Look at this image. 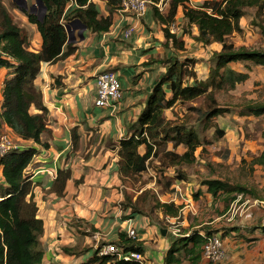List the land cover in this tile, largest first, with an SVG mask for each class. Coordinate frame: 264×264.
<instances>
[{
  "label": "crops",
  "instance_id": "obj_1",
  "mask_svg": "<svg viewBox=\"0 0 264 264\" xmlns=\"http://www.w3.org/2000/svg\"><path fill=\"white\" fill-rule=\"evenodd\" d=\"M89 1L96 5L100 16L110 14L107 0ZM204 1L186 0L178 3L173 19L182 25L186 21L183 5L195 7ZM171 2L164 0L163 9L158 11L165 14ZM15 4L22 12L25 10ZM33 4L35 0H27L28 7ZM153 6L143 15L121 9L113 11L112 24L107 31H92L86 26L83 28L84 23L78 18L65 21V27L68 26L70 30V41H67L76 47L75 51L55 62H43L35 79V85L42 91L43 102L48 108V131L41 134V140L47 146L22 139L6 124L0 127V133L8 132L24 147L35 146L38 150L26 174L34 182L33 197L38 206L37 215L43 221V233L39 237L44 252L43 264H92L91 258L102 245L108 242L117 244L120 234H127L130 228L136 230L137 240L144 248L145 264H166L171 238L175 235L161 222L174 223L179 219L182 221L180 236H187L193 231L205 235L209 230H215L208 225L220 227L214 224L217 219L231 221L224 212L214 220L193 222L196 217H187L188 211L196 215L191 195L193 192L184 186L187 182L184 176L174 179L168 188L158 186L157 181L153 182L154 187H150L152 182L143 183L139 177L146 176L148 166L143 172L131 173L119 154L120 140L132 134L131 124L137 121L147 106L154 86L166 73L167 68L162 61L175 55L171 42L165 45L164 24L154 15ZM74 8L76 6L68 2L66 12ZM19 18V23L28 35L29 49L38 51L41 37L36 25L28 22L25 14ZM131 26L132 34L125 37V29ZM191 26L195 37L198 28L195 24ZM190 37L189 33L183 35L185 44ZM103 70L116 72L122 84L123 97L114 110L95 105V78ZM8 72L7 68L0 67V109ZM188 82L193 83L194 80ZM164 87L167 95L171 94L169 85L165 84ZM31 112L37 110L32 107ZM73 128L78 133L75 147L71 135ZM138 150L144 153L145 145H141ZM64 168H70L71 175L66 182L64 195L59 196L52 186L58 170ZM3 181L0 165V182ZM204 182L200 183V189L195 194L211 203L214 196ZM147 190L156 200L155 204L157 201L173 202L180 206L179 214L170 216L156 205L149 210L141 207L147 197ZM256 200L264 202L263 199ZM135 205L139 211L134 210ZM261 227H264V223ZM247 228L243 231L246 238L241 241H247L249 245L250 235L253 238L262 237V233H256L259 229L251 228L253 230L250 231V227ZM162 229H166L165 234ZM238 229L233 226L226 232L238 235L241 232ZM215 234H220V231H215ZM224 243L227 250L225 261L228 262L234 257L233 249L241 243L230 244L227 236ZM204 260L202 257L199 264H206ZM93 264L99 263L96 261ZM183 264H189V261L184 259Z\"/></svg>",
  "mask_w": 264,
  "mask_h": 264
},
{
  "label": "trees",
  "instance_id": "obj_2",
  "mask_svg": "<svg viewBox=\"0 0 264 264\" xmlns=\"http://www.w3.org/2000/svg\"><path fill=\"white\" fill-rule=\"evenodd\" d=\"M46 8L42 15L38 12L23 10L28 22L36 25L41 37V48L38 51L29 49V40L26 30L17 22L3 0H0V67L9 70L3 89V102L0 109V127L6 124L14 133L25 140H32L42 146H47L41 140V134L48 131V108L43 102V94L35 85V79L43 62H55L73 51L76 47L68 42V33L65 21L78 18L92 31H107L112 24V12L121 8V0H107L110 14L100 16L96 5L89 0H76L78 6L66 12L69 0H41ZM186 0H172L169 10L161 14L153 6L154 15L164 24L162 29L166 44L171 42L175 49L183 51L185 40L183 35L189 33L183 30L181 34L171 31L178 3ZM264 0H205L198 6L183 5L184 17L188 26L195 24L198 35L195 40L209 44L219 42L221 49L214 53L217 60L215 74L219 73L218 88L234 87L237 82L243 81L248 74L236 72L227 66L230 62L251 61L264 68V49H249L235 46L227 41L233 32L242 31L240 18L244 15L245 6L264 7ZM264 34V24L259 25ZM166 65V73L158 80L148 97L147 106L137 121L130 126L132 134L120 140L119 154L131 173H140L146 170L148 160L153 155L155 136L161 129L166 140L173 141L175 145L184 144L186 150L177 154L171 152L177 159L189 161L196 148L200 145V138L195 128L186 124L181 126H164L163 111L176 101H192L207 92L208 84L197 79L194 70V58L186 55L182 58L176 55L162 61ZM223 71L219 72V68ZM213 78L215 75H212ZM192 77L193 83L186 81ZM215 82V80L213 81ZM169 85L171 95H167L164 85ZM211 92V91H210ZM34 107L37 112H31ZM246 109L254 115H264V102L250 103ZM221 113L217 106H210L205 115L214 116ZM74 147L78 143V133L75 128L71 131ZM152 138V142L150 141ZM264 140V131H263ZM145 145V152L140 153L139 147ZM264 146V141H263ZM35 146L10 150L0 157L4 181L0 182V264H43V250L39 244V237L43 233V221L38 217V206L33 197L34 182L26 174V169L37 153ZM264 168V147L254 160ZM70 168L59 169L53 183L54 191L64 195L67 180L70 178ZM208 191L216 197L219 191H237V193H250L259 198L255 190L242 184L229 186L220 180H207L204 182ZM234 197V196H233ZM231 198H227L229 201ZM234 199V198H233ZM227 201V202H228ZM170 216H177L180 206L173 202H160L155 204ZM139 211L138 206L134 210ZM214 234L210 230L201 235L193 231L189 235L172 237L171 248L166 257V264H183L187 259L189 264H198L202 258V247L206 237ZM191 243V246L189 244ZM125 251L135 250L144 252L141 242L129 237L126 233L120 234L117 243ZM99 249L91 258L90 263L99 264H141L137 260L118 259L114 254L99 255Z\"/></svg>",
  "mask_w": 264,
  "mask_h": 264
},
{
  "label": "rangeland",
  "instance_id": "obj_3",
  "mask_svg": "<svg viewBox=\"0 0 264 264\" xmlns=\"http://www.w3.org/2000/svg\"><path fill=\"white\" fill-rule=\"evenodd\" d=\"M3 2L10 9L15 20L21 22L19 17L24 14L15 2L13 0H3ZM35 12H38L39 15L42 13L38 6L35 8ZM171 24L175 25L176 32H182L185 29L191 36L186 41L183 51L174 50L176 57L180 59L188 55L194 58L193 68L197 79L209 86L207 92L199 98L185 102L176 101L172 106L165 108L163 127L186 124L197 130L201 142L192 159L189 161L177 159L172 156L171 152L183 153L184 145H175L173 141L166 140L161 132L163 130L158 129L159 133L155 136L154 141L150 138L151 142L158 141V143L155 142L153 145V155L148 160L147 174L145 177L143 175H139V177L143 183L152 182L150 187H154L153 182L157 181V185L162 188H168L174 179H180L182 176L187 182L192 181L191 183L186 182L184 186L193 192L191 195L196 215L188 211L189 215L187 216L189 219L191 216L196 217L193 222L214 220L222 213L234 210V218L231 221H226L223 218L217 219L214 224L220 227L208 226L216 228L215 230L212 228L211 232L220 231L223 239L227 236L230 244L231 242L235 245L241 244L233 249L234 257L231 261L226 262L227 257L221 262H211L205 259L206 264H230L231 262H233L232 264H264V227H261L264 223V202L255 201L256 198L250 193L240 194L237 191L228 192V195L219 191L211 203L206 199L199 198L197 193L195 194V191L200 189V183L203 184L207 180H220L226 182L231 188L238 184L251 188L255 190L259 200H264V168L254 162L264 147V115H254L246 109L250 103L264 102V68L251 61L230 62L227 66L233 68L237 73H247L248 76L245 80L237 82L234 87L226 85L219 89L217 86L220 79L219 73L215 74L217 60L214 53L221 49V44L219 42L205 44L195 40L192 35V26H188L186 21L181 25L173 19ZM240 24L242 31L231 33L227 37V41L233 42L237 47L264 49V34L259 27L264 24V7L245 6ZM222 71L223 67L219 68V72ZM212 75L215 77L213 78ZM191 80L192 77L186 79L187 82ZM214 80L215 82H213ZM210 106H217L221 113L207 117L205 112ZM12 140L20 143L15 137ZM132 178L131 175V180ZM152 195L154 198V194ZM146 196L141 207L149 210L151 206L155 205L156 200L152 199L149 190H147ZM231 197L232 199L228 201L227 198ZM161 225L168 229L182 230V221L179 219L174 223L161 222ZM233 226L239 228L238 230L242 233L234 235L226 232ZM247 227L257 228L259 230L256 233L263 234H259L262 237L254 238L250 235L249 245L247 241L240 240L246 238L243 231L248 230ZM225 233H229V235H224Z\"/></svg>",
  "mask_w": 264,
  "mask_h": 264
},
{
  "label": "built area",
  "instance_id": "obj_4",
  "mask_svg": "<svg viewBox=\"0 0 264 264\" xmlns=\"http://www.w3.org/2000/svg\"><path fill=\"white\" fill-rule=\"evenodd\" d=\"M164 0H121V10L133 12L136 15L145 14L151 5L156 6L159 10L163 9ZM70 5L78 6L76 0H69ZM171 31L174 32L176 27L174 24L170 26ZM133 32V27L125 29V37H129ZM97 95L95 105L99 108H108L114 110L123 97L122 84L116 72L112 70L100 71L95 78ZM13 136L8 132L0 133V157L10 150H18L23 148V144L13 142ZM234 210L229 211L228 219L232 220L234 217ZM227 216V215H226ZM175 236H180L181 231L177 228L171 229ZM127 235L137 239V232L134 228H130ZM99 255L114 254L118 259L123 260H137L141 264H145L146 258L143 253L135 250L125 251L121 246L114 242H108L102 245L99 249ZM227 256V250L224 239L220 234H212L206 237V241L202 247V257L211 262H221ZM199 264V263H198Z\"/></svg>",
  "mask_w": 264,
  "mask_h": 264
},
{
  "label": "water",
  "instance_id": "obj_5",
  "mask_svg": "<svg viewBox=\"0 0 264 264\" xmlns=\"http://www.w3.org/2000/svg\"><path fill=\"white\" fill-rule=\"evenodd\" d=\"M21 9H29V11H34L36 6H38L41 9V15L45 12L46 8L43 4V2L41 0H35V4H33L32 6L28 7L27 5V0H14ZM78 20V19H77ZM83 28H85V25H83ZM67 32L69 34L70 30L68 28V26H66ZM68 41H70V39L68 38ZM163 234L166 233V229H162L161 230Z\"/></svg>",
  "mask_w": 264,
  "mask_h": 264
}]
</instances>
